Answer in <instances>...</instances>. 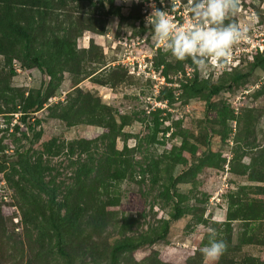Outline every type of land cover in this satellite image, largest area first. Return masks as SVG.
<instances>
[{
    "label": "rangeland",
    "instance_id": "obj_1",
    "mask_svg": "<svg viewBox=\"0 0 264 264\" xmlns=\"http://www.w3.org/2000/svg\"><path fill=\"white\" fill-rule=\"evenodd\" d=\"M153 2L188 22L191 0H0V264H264V0L205 71Z\"/></svg>",
    "mask_w": 264,
    "mask_h": 264
},
{
    "label": "clouds",
    "instance_id": "obj_2",
    "mask_svg": "<svg viewBox=\"0 0 264 264\" xmlns=\"http://www.w3.org/2000/svg\"><path fill=\"white\" fill-rule=\"evenodd\" d=\"M151 6L153 11L147 20L156 41L176 59H190L200 71H205L210 61L227 65L234 47L248 38L251 27L259 19L253 15L243 25L231 19L240 12V0H191L185 25L177 24L170 12L156 8L154 2ZM209 240L202 253L215 261L227 244L214 235Z\"/></svg>",
    "mask_w": 264,
    "mask_h": 264
},
{
    "label": "trees",
    "instance_id": "obj_3",
    "mask_svg": "<svg viewBox=\"0 0 264 264\" xmlns=\"http://www.w3.org/2000/svg\"><path fill=\"white\" fill-rule=\"evenodd\" d=\"M16 29V32L18 33V37L20 38H24V40H26L27 37V34L25 33V31H23L20 27H15ZM38 98H36L34 100V102H32L28 108L26 110H23V113H22V117H21V121L25 122L26 121V116L29 115V113L31 112H34L38 109L37 107V104H38ZM179 212L178 210L176 211L175 215L178 216ZM63 221V217L61 216V213L59 212V240H58V243H59V253L62 254V255H66V252L64 250V247H63V240L60 238V235H61V231H60V225H61V222ZM127 246H132V245H128V244H119V245H116L112 252H111V264H115L116 260H117V252L118 250L124 248V247H127ZM71 264V263H70Z\"/></svg>",
    "mask_w": 264,
    "mask_h": 264
},
{
    "label": "built area",
    "instance_id": "obj_4",
    "mask_svg": "<svg viewBox=\"0 0 264 264\" xmlns=\"http://www.w3.org/2000/svg\"><path fill=\"white\" fill-rule=\"evenodd\" d=\"M254 50L255 52L254 53H263L264 52V44L262 43H257V44H254Z\"/></svg>",
    "mask_w": 264,
    "mask_h": 264
}]
</instances>
